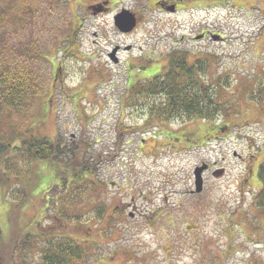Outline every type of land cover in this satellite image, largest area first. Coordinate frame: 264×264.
I'll return each mask as SVG.
<instances>
[{
  "label": "rangeland",
  "instance_id": "rangeland-1",
  "mask_svg": "<svg viewBox=\"0 0 264 264\" xmlns=\"http://www.w3.org/2000/svg\"><path fill=\"white\" fill-rule=\"evenodd\" d=\"M147 1L17 0L5 19L6 30L32 32L47 55L37 68L43 93L32 94L20 109L0 103V140L16 145L29 136L59 135L66 146L85 142L84 161L95 166L94 173L73 183L76 199L61 214L81 219L68 221L57 211L63 195L59 177L67 163L40 164L29 174L24 159L10 163L12 171L19 165L21 174L8 181L0 177L6 259L12 255L9 220L14 233L34 235L25 240L30 244L33 238L34 250L22 251L14 264L22 258L37 264L46 240L55 237L82 245L83 264L132 259L136 264H264V206L255 198L261 188L257 168L264 160V0H210L192 17L187 11L154 10ZM102 2L106 9L95 10ZM26 5L35 12L30 24L21 17ZM123 8L139 17L126 37L113 25ZM203 28L209 36L193 41ZM115 44L132 47L121 51L117 64L108 57ZM179 46L207 54L206 78L217 101L230 107L217 120L228 125L219 137L206 136L213 124L202 121L156 120L143 126L147 102L131 101L134 81H147L164 68L166 54ZM123 125L139 128L119 138ZM202 163L218 167L203 175V191L195 194L193 170ZM214 168H223V175L212 176ZM2 171L10 174L0 163V176ZM20 190L27 194L26 208L18 204ZM115 204L123 207L124 220L112 222L107 215L95 221L96 206L110 211ZM109 222L115 225L110 236L103 233Z\"/></svg>",
  "mask_w": 264,
  "mask_h": 264
},
{
  "label": "trees",
  "instance_id": "trees-1",
  "mask_svg": "<svg viewBox=\"0 0 264 264\" xmlns=\"http://www.w3.org/2000/svg\"><path fill=\"white\" fill-rule=\"evenodd\" d=\"M16 1L10 0L5 5H0V23H5L2 24L4 30H0V103L20 109L27 106L32 94L36 98L43 93L44 89L38 78L37 68L42 59L46 58L47 54L44 57L42 56L43 52L40 47V41L32 32L25 34L19 27H15L14 30H6L7 23L5 19L14 10L17 4ZM34 15V8L26 5L21 17L26 19L30 24L31 21L28 20H31ZM46 41L48 42V40ZM183 52L179 49H173L166 54L168 60L165 61V67L161 71L167 69V73L153 74L148 81H134V85L131 86L129 91L132 93L131 101L136 102L133 104L140 106L142 105L140 102L143 99L147 102L144 107L146 109V117L142 123L143 126L152 124L156 120V122H160L180 119L183 123L193 120L202 121L208 122L209 125L213 124L206 130V136L219 137V132L222 133L228 125L223 122L221 123V120H217L226 114L230 107L217 101V93L213 87V83L209 82L206 78L209 59L197 60L196 58L187 56V52H184V54ZM189 58L193 59V61L189 60ZM257 90L259 91V89ZM155 96L158 98H155ZM183 127H185V124ZM138 128L139 125H123L121 130L118 131V136L119 138L123 137L126 133H130ZM206 141L209 140H203L202 142L205 143ZM86 151L87 144L85 142L80 141L75 143V145L70 143L66 146L61 141L59 135L51 139L29 136L21 138L19 144L16 145H13L11 140H0V163L4 164V168L10 172L9 175H5V172L2 171L0 177L3 181H8L12 175L16 177L18 174H21V167L19 165L16 166L17 168L14 171L10 168V163L18 159H24L25 164L29 166L27 168L28 171H26L27 174L30 171L33 173V169L40 164L46 168L57 161H65L67 163V168L63 170L65 175L63 174L59 177L63 187V195L59 197L62 204L57 211L61 214L65 207L71 208L76 199L72 194L78 188L73 185V183H76L75 180L79 179L78 177L85 172H95V166L88 161H84L83 156ZM67 175H70V177H67ZM257 176L261 182V188L257 190L255 198L257 199V205L263 207L264 160L258 164ZM62 190L60 193H62ZM18 194V200L21 199V202L18 203L19 206L21 205L23 208H26L27 204H23L27 195L26 192L20 190ZM15 205L13 204V206ZM154 211L155 209L150 210L147 217ZM93 212L95 221H99L107 215L109 216H107L108 220L111 219L112 222L121 217L122 220L126 218L123 214V207L117 204L110 211L104 205H98L94 208ZM61 215H64L68 221L81 219V217L69 215L68 213ZM9 221L10 235H12V241L9 245L12 255L9 260L6 259L2 251L4 247L0 238V264H14L15 259L19 257L22 251H25V249L34 250L32 244L34 235L29 234L33 238H31V243L27 244L25 240H27L29 235L23 231L14 233V220L11 219ZM188 221H192V218L190 217ZM111 229L115 230V225L109 222L105 225L103 233H107L110 236ZM43 248L44 251H40V258L37 264H83L86 261L85 248L67 238L55 237L48 239L41 249ZM24 263L25 260L22 258L21 264ZM126 264L136 263L132 259L126 260Z\"/></svg>",
  "mask_w": 264,
  "mask_h": 264
},
{
  "label": "flooded vegetation",
  "instance_id": "flooded-vegetation-1",
  "mask_svg": "<svg viewBox=\"0 0 264 264\" xmlns=\"http://www.w3.org/2000/svg\"><path fill=\"white\" fill-rule=\"evenodd\" d=\"M104 4H105V2L97 4V6L95 7V10L102 11V10L106 9V6ZM146 5H147V7H148V5H151V7L154 10H158V11H161V12H164L167 14L171 13V14L175 15L181 11L182 12L187 11L191 14V17L194 15L193 12H195L196 10H197V12H199L201 10L203 11V10L207 9V6H210V4L207 0H148ZM136 18L138 20V23H137V25H138L139 24V17L136 16ZM120 34L124 37L127 36L126 33H120ZM209 34H210L209 31L203 28V29H200L192 39H193V41L202 42L209 36ZM183 41H184V37H181V40H180V42H178V44H182ZM116 46H118V44H115L113 46V48ZM121 47H122V49L120 48V50H118V55H120L121 51L125 50V48H126V46H121ZM177 49H179L180 51L187 52L186 54L189 57L196 58L197 60H201V59L205 60V57H204L205 54L200 53L199 50L189 51V50H187V48L185 46H179ZM184 52H183V54H184ZM166 59L168 60V58H166ZM158 71H161V70H158ZM176 71H178V70H176ZM161 72L167 73L168 70L167 69L162 70ZM150 79H151V77H150ZM212 167H218V165L217 164H213V165L208 164V169L206 170L205 173H207L209 170H211Z\"/></svg>",
  "mask_w": 264,
  "mask_h": 264
},
{
  "label": "water",
  "instance_id": "water-1",
  "mask_svg": "<svg viewBox=\"0 0 264 264\" xmlns=\"http://www.w3.org/2000/svg\"><path fill=\"white\" fill-rule=\"evenodd\" d=\"M113 23L116 28L124 33H128L133 30L136 26L137 19L133 13L126 9H122L113 17ZM214 40H217L218 37H213ZM130 46H127L126 49H129ZM118 47H115L111 53L109 54V58L112 62L117 63L118 58L116 57V52ZM208 168V166L204 163L200 166H197L193 170V177H194V190L192 192L200 193L203 190V176L202 173ZM224 173V169H216L212 172V176L218 178L221 177Z\"/></svg>",
  "mask_w": 264,
  "mask_h": 264
}]
</instances>
